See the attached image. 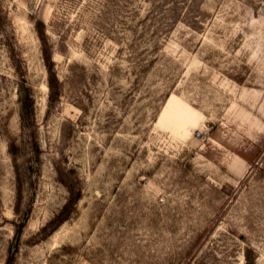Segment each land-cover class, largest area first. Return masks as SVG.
Wrapping results in <instances>:
<instances>
[{
    "label": "rangeland",
    "instance_id": "obj_1",
    "mask_svg": "<svg viewBox=\"0 0 264 264\" xmlns=\"http://www.w3.org/2000/svg\"><path fill=\"white\" fill-rule=\"evenodd\" d=\"M246 252L264 264V0H0V264Z\"/></svg>",
    "mask_w": 264,
    "mask_h": 264
},
{
    "label": "trees",
    "instance_id": "obj_2",
    "mask_svg": "<svg viewBox=\"0 0 264 264\" xmlns=\"http://www.w3.org/2000/svg\"><path fill=\"white\" fill-rule=\"evenodd\" d=\"M44 59L46 63V67L48 70V86L52 93L58 94L59 92V81L57 74L54 69V62L52 61V58L48 54V50L44 49ZM21 230L18 231L17 237L20 236ZM245 264H255V258L251 257L247 252L245 253Z\"/></svg>",
    "mask_w": 264,
    "mask_h": 264
},
{
    "label": "built area",
    "instance_id": "obj_3",
    "mask_svg": "<svg viewBox=\"0 0 264 264\" xmlns=\"http://www.w3.org/2000/svg\"><path fill=\"white\" fill-rule=\"evenodd\" d=\"M198 135H201V133H200V132H198Z\"/></svg>",
    "mask_w": 264,
    "mask_h": 264
}]
</instances>
